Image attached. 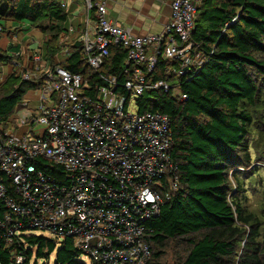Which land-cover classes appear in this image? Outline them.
<instances>
[{
	"label": "built area",
	"instance_id": "2783aa9c",
	"mask_svg": "<svg viewBox=\"0 0 264 264\" xmlns=\"http://www.w3.org/2000/svg\"><path fill=\"white\" fill-rule=\"evenodd\" d=\"M162 1L170 7L163 29L137 35L109 17L107 0H82L84 28L72 40L62 33L58 44L61 62L78 53L85 73L61 62L29 67L18 53L0 61V85L10 74L31 84L0 119L1 225L10 233L27 225L58 241L70 237L89 264L151 258L149 223L176 191L179 169L168 114L141 110L140 98L161 91L183 102L181 77L205 59L191 39L201 0ZM15 29L0 25V35ZM111 47L125 52L114 73ZM28 93L36 97L28 100Z\"/></svg>",
	"mask_w": 264,
	"mask_h": 264
},
{
	"label": "trees",
	"instance_id": "16d2710c",
	"mask_svg": "<svg viewBox=\"0 0 264 264\" xmlns=\"http://www.w3.org/2000/svg\"><path fill=\"white\" fill-rule=\"evenodd\" d=\"M65 16L60 0H0V25L38 23L49 34L50 57ZM191 39L205 59L180 79L178 93L186 99L177 102L161 91L140 98L141 110L168 114L171 156L179 169L176 191L149 223L152 255L146 264H162L171 242L184 247L174 264H264V193L260 215L244 203L249 190L244 183L263 168L264 159V0H201ZM110 52L108 73H114L125 52L116 47ZM9 58L0 50V61ZM80 62L73 53L60 65L85 73ZM30 86L15 74L6 78L0 119L16 109ZM46 168L60 173L58 167ZM4 211L0 204V264H17L16 255L23 258L19 264H28L32 256L49 259L53 252L54 264H85L70 237L58 241L31 233L37 229L27 225L10 233L9 225H1Z\"/></svg>",
	"mask_w": 264,
	"mask_h": 264
},
{
	"label": "crops",
	"instance_id": "0c3cea01",
	"mask_svg": "<svg viewBox=\"0 0 264 264\" xmlns=\"http://www.w3.org/2000/svg\"><path fill=\"white\" fill-rule=\"evenodd\" d=\"M67 3L63 30L58 38L65 32L72 40L84 28V6L82 0H69ZM107 11L109 17L117 24L129 28L133 34L142 35L160 32L168 22L170 7L168 1L162 0H107ZM2 23L6 27L16 26L17 29L11 31V35H7V33L0 35V50L8 55L20 54L18 57L20 63L33 68H48L62 61L63 57L58 41L57 52L52 57L48 55L49 34L44 33L38 25L28 21L6 20ZM69 27L73 28V33L67 32ZM34 32H40L45 36L39 39ZM2 42L3 44H1ZM33 54H37L39 58L32 62ZM7 69L9 70V67Z\"/></svg>",
	"mask_w": 264,
	"mask_h": 264
},
{
	"label": "rangeland",
	"instance_id": "374dc122",
	"mask_svg": "<svg viewBox=\"0 0 264 264\" xmlns=\"http://www.w3.org/2000/svg\"><path fill=\"white\" fill-rule=\"evenodd\" d=\"M45 20V18L41 19L40 22H43ZM30 22V21H28ZM38 23H36L35 25H37ZM34 34L36 35L37 38L41 39L43 38L45 35H43L42 33H38V32H34ZM3 44V42L1 43ZM4 68L0 66V71H2ZM32 97H36V94H32V93H28L26 95V99H32ZM258 161H254L253 162V166L255 164H257ZM260 163V167L261 168L257 174L253 175L252 178L249 180L246 179L247 184L244 183V185L247 186V188L249 190H247V199L244 201V203L246 204V208L250 211L255 212L256 214L260 215V211H261V200H262V196L264 193V159L259 161ZM243 169V168H241ZM244 170H246L248 172V168H245ZM247 174V173H246ZM246 174L243 176H246ZM252 182V183H251ZM232 185L234 186V181H231ZM250 183V184H249ZM31 233L33 234H43L44 232L42 231H38V230H32ZM46 234V233H44ZM184 251V247H176V243L171 242L170 244V248L167 250V253L163 256V260H162V264H174L176 257L178 255H180L181 252ZM54 256L55 253L53 252L50 256L49 259H44V258H36L35 256H32L31 260L29 261L28 264H54ZM82 261L85 264H89V262L86 259H82Z\"/></svg>",
	"mask_w": 264,
	"mask_h": 264
}]
</instances>
